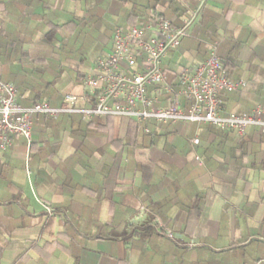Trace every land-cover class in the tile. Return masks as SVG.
<instances>
[{"label": "crops", "instance_id": "0c3cea01", "mask_svg": "<svg viewBox=\"0 0 264 264\" xmlns=\"http://www.w3.org/2000/svg\"><path fill=\"white\" fill-rule=\"evenodd\" d=\"M196 4L0 0V81L22 107L58 108L74 95L88 108L83 78L110 54L115 27L154 15L179 26ZM210 45L229 79L244 83L220 94L222 113L264 110V0H206L163 61L168 83L205 61ZM27 146L15 137L0 150V264H254L264 256V134L255 127L239 137L206 124L36 116Z\"/></svg>", "mask_w": 264, "mask_h": 264}, {"label": "built area", "instance_id": "2783aa9c", "mask_svg": "<svg viewBox=\"0 0 264 264\" xmlns=\"http://www.w3.org/2000/svg\"><path fill=\"white\" fill-rule=\"evenodd\" d=\"M205 2L197 0L193 9H187L179 26L154 15L140 26L115 27L110 54L96 62L93 74L83 78L82 85L92 98L88 108L76 106L87 101L86 96L74 95H65L64 106L58 108L46 101L22 107L17 103L14 86L0 81V150H6L15 137L26 140L29 148L36 116L77 114L85 120L116 117L137 124H206L239 137L255 127L264 134V120L259 117L264 114L263 109L258 107L248 115L222 113L220 94L237 91L244 83L229 79L215 45L208 47L205 61L180 69L177 91L167 81L163 61L189 36ZM164 95L167 99L162 104ZM179 99L186 104L185 108ZM144 132L148 133V129L144 128ZM192 143L197 145L198 141ZM24 156L28 161L29 150ZM163 234L171 238L169 231ZM254 264H264V256Z\"/></svg>", "mask_w": 264, "mask_h": 264}, {"label": "trees", "instance_id": "16d2710c", "mask_svg": "<svg viewBox=\"0 0 264 264\" xmlns=\"http://www.w3.org/2000/svg\"><path fill=\"white\" fill-rule=\"evenodd\" d=\"M132 26H134V25H132ZM176 80V87H177V78L175 77V78H173V82ZM173 82L172 83H170V85L171 84H173ZM172 86V85H171ZM173 87V86H172Z\"/></svg>", "mask_w": 264, "mask_h": 264}]
</instances>
